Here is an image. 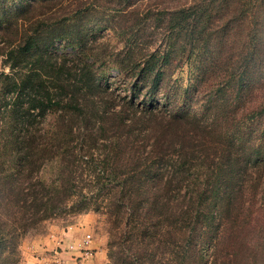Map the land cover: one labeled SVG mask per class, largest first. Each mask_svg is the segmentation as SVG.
Returning <instances> with one entry per match:
<instances>
[{"label": "trees", "instance_id": "trees-1", "mask_svg": "<svg viewBox=\"0 0 264 264\" xmlns=\"http://www.w3.org/2000/svg\"><path fill=\"white\" fill-rule=\"evenodd\" d=\"M162 8L164 15L148 18L164 29L161 41L129 47L110 64L79 46L71 50L80 63L74 70L55 62L46 71L36 58L17 79L3 73L0 264H19V240L46 220L89 210L105 215L109 244L125 264H153L155 253L165 264H264V0H175ZM54 29L27 31L22 53L31 55ZM210 47L225 48L233 66L194 90L207 93L221 115L200 124L195 110L172 108L169 94L155 108L167 67L184 56L202 62ZM8 59L2 56L5 65ZM108 65L132 91L133 115L120 107L110 111V127L82 124L87 74ZM226 94L228 107L220 108ZM32 113L51 120L34 124ZM140 117L147 118L135 125ZM247 119L259 122V153L235 158L227 133ZM200 245L212 249L211 262Z\"/></svg>", "mask_w": 264, "mask_h": 264}, {"label": "rangeland", "instance_id": "rangeland-1", "mask_svg": "<svg viewBox=\"0 0 264 264\" xmlns=\"http://www.w3.org/2000/svg\"><path fill=\"white\" fill-rule=\"evenodd\" d=\"M170 1L174 2L175 0H0V58L2 59L3 56L7 60V56L9 57L6 61L8 64L6 66L9 67L5 74L10 76L11 79H17L21 74L19 68H22L23 65L26 66V64H32L36 58L43 59L42 62L46 66L44 68L46 71L50 70L51 64H55V62H65L67 66H74L72 69L74 70L79 68L76 64L80 63L71 50H77L79 46L92 48L91 51L102 56L109 64L118 53L129 47L145 48L154 46L161 41L159 32L163 34L164 29H160L159 21H156V24L153 25L152 20H148V18L151 15H164L165 11L162 6L169 4ZM57 2L59 3L55 6L54 4H57ZM59 6L60 8H57ZM48 9H50L48 12L41 13L43 10ZM150 10L155 13H150ZM136 11H138L140 17L139 20L135 16L137 15ZM35 27L47 29L54 27L55 29L41 37L31 55L23 54L21 48L25 45V41L21 36ZM48 42L51 45L48 46ZM48 47L52 48L51 53L45 51ZM61 49L64 50L63 55L59 54ZM216 53L218 56L211 58ZM15 55L18 56L16 60L13 58ZM185 59H187L186 56L178 61H173L167 67L164 81L155 92L154 98L156 101L154 106L157 109L160 108L159 102H161L162 96L169 94L172 98H176V101L172 102V108L178 106L179 109L195 110L200 118V124L209 126L217 116L221 115L222 111L214 109L213 99H210L207 93H203L204 91L197 93L194 90V83L200 88L212 83L221 75L223 76L226 69L230 70L232 68L233 60H229L226 57V49L220 47H210L208 52L201 55L202 62L197 60H186L184 62ZM14 62H16V65L13 66ZM112 66H100L98 68L94 66L96 70L92 71L91 74H87L89 88H85L83 92L87 117L83 119L82 124L88 121L96 126L110 127L112 124L110 111L120 107L125 108L127 115H133V107L128 101L133 93L119 78L112 77ZM82 71H85V68ZM4 77V74L0 77V96L3 84L5 85V82H3ZM91 81L93 82L91 83ZM206 88L204 87L203 90H206ZM13 96H15V93ZM22 97L24 98L23 93ZM143 98L142 93L138 92L137 100ZM228 102L226 94L219 99L220 108L228 107ZM142 110L143 107L138 106L136 115L142 114ZM225 112L231 113V110L227 109ZM27 117L30 118L28 121L34 124H39V121L45 123L51 120V117L34 116L33 113ZM144 118H136L135 125L142 124ZM18 121V118L11 117L12 123L17 124ZM246 122L245 124L241 122L239 125H234L227 133V137H235L236 152H232L235 158L243 159L248 149H255L257 152L259 149L257 145L259 139L256 137L260 132L259 122L255 119L252 121L247 119ZM3 124L4 113L0 111V127ZM3 141H6L5 133L0 134V149ZM139 141L142 142L143 138ZM2 157L0 155V159ZM244 175L243 169V177ZM91 188L97 192L96 189ZM103 196L105 194L100 192L99 200ZM99 203L103 204L101 200ZM75 223H81L78 231H89L88 234H90L91 239L96 240L97 244L103 249L106 261L97 264H109L112 251L115 256V263L125 264L117 259L120 253L109 244V241H111L108 231L109 224L105 215L94 210L74 215H58L46 220L42 226L25 234L19 240V264H35L31 256L39 253V240L51 231L61 232L62 229H67ZM198 247L205 250L209 262H211L212 249L210 247L205 248L202 245L195 248ZM58 249L62 251L61 247H58ZM159 257L160 254H154L153 264H165ZM86 264H91V262Z\"/></svg>", "mask_w": 264, "mask_h": 264}, {"label": "crops", "instance_id": "crops-1", "mask_svg": "<svg viewBox=\"0 0 264 264\" xmlns=\"http://www.w3.org/2000/svg\"><path fill=\"white\" fill-rule=\"evenodd\" d=\"M81 223H75L61 232L51 231L38 242L39 253L32 254L35 264H91L103 263L106 261L105 253L97 241L93 238L89 247L92 248V254L84 257L79 249V243L86 232H79ZM81 228V227H80ZM62 248V251L58 249ZM64 257V258H62ZM64 259V260H63ZM88 259V261H87Z\"/></svg>", "mask_w": 264, "mask_h": 264}, {"label": "built area", "instance_id": "built-area-1", "mask_svg": "<svg viewBox=\"0 0 264 264\" xmlns=\"http://www.w3.org/2000/svg\"><path fill=\"white\" fill-rule=\"evenodd\" d=\"M8 67L3 63L2 59L0 58V75L7 72ZM91 241L90 234H85L83 239L79 243V249L82 251L83 256L87 257L92 254V250L89 247Z\"/></svg>", "mask_w": 264, "mask_h": 264}]
</instances>
